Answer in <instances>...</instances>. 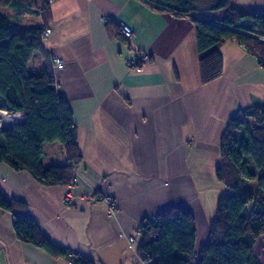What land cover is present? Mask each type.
<instances>
[{
  "label": "crops",
  "instance_id": "obj_1",
  "mask_svg": "<svg viewBox=\"0 0 264 264\" xmlns=\"http://www.w3.org/2000/svg\"><path fill=\"white\" fill-rule=\"evenodd\" d=\"M232 2L244 12L264 9V0ZM51 13L44 46L65 63L55 77L74 114L82 162L68 186L42 184L0 162V190L25 201V214L57 247L93 264H142L137 237L130 243L128 236L145 219L179 206L194 214L198 235L199 224L209 227L225 191L216 176L222 135L240 109L264 104V69L226 41L218 47L222 76L201 84L196 18L147 0H55ZM110 21L129 25L133 38L110 35ZM141 53L148 61L131 68ZM31 65L41 71L45 61ZM49 146L44 166L67 162L61 143ZM100 195L113 197V213ZM12 220L0 208V264H76L18 240ZM259 239L254 252L259 242L264 247ZM255 254L264 264L263 252Z\"/></svg>",
  "mask_w": 264,
  "mask_h": 264
},
{
  "label": "trees",
  "instance_id": "obj_2",
  "mask_svg": "<svg viewBox=\"0 0 264 264\" xmlns=\"http://www.w3.org/2000/svg\"><path fill=\"white\" fill-rule=\"evenodd\" d=\"M54 1L0 0V6L35 10L41 17L38 26L20 27L8 17L0 16V110L23 115L21 123L0 129V162L15 171L29 172L42 184L68 186L75 181L82 153L72 108L58 88L53 57L44 46L50 36L45 37V31L52 22ZM147 1L169 10L175 17L193 16L192 11L200 9L201 2ZM206 2L203 9L222 10V15L210 20L192 19L201 84L222 76L224 58L218 47L226 41L242 46L264 69V9L244 12L232 0ZM107 29L113 37L129 41L120 33L118 23L110 21ZM36 54L45 61L40 72L31 65ZM53 142L64 146L67 162L44 166L43 146ZM220 155L216 176L225 191L218 198L207 243L197 249L194 214L183 207H171L145 219L133 234L137 237L136 251L142 264H262L254 246L264 237V104L240 109L228 120ZM0 208L12 213V227L21 242L32 244L54 258L93 264L53 244L25 214L28 208L25 201L7 198L0 190Z\"/></svg>",
  "mask_w": 264,
  "mask_h": 264
},
{
  "label": "rangeland",
  "instance_id": "obj_3",
  "mask_svg": "<svg viewBox=\"0 0 264 264\" xmlns=\"http://www.w3.org/2000/svg\"><path fill=\"white\" fill-rule=\"evenodd\" d=\"M247 0H236V2H245ZM200 9H194L192 13L193 16L197 20H202L203 18H199L198 16H209L218 18L222 15V10H210V9H203L207 7L206 0H201L200 3H198ZM0 16H6L8 17L13 23L17 24L20 27H31V26H38L41 24L40 16L35 10H25L18 8L16 6H0ZM51 35V34H50ZM43 57L40 54H36V56L33 59V62L38 63V61L42 60ZM37 72H40V70H37ZM51 143H46L47 149L50 147ZM246 188H249L248 185H246ZM199 226V235L197 230V249H199L201 246L205 245L208 241V226L204 228L201 224ZM205 233V235L203 234ZM140 239V237H138ZM260 240V239H259ZM258 240V241H259ZM261 241V240H260ZM259 245L256 247L255 252L259 254V252H263V261H264V247Z\"/></svg>",
  "mask_w": 264,
  "mask_h": 264
},
{
  "label": "built area",
  "instance_id": "obj_4",
  "mask_svg": "<svg viewBox=\"0 0 264 264\" xmlns=\"http://www.w3.org/2000/svg\"><path fill=\"white\" fill-rule=\"evenodd\" d=\"M52 1V0H51ZM120 33L127 39L131 40L134 35L133 29L126 23H118ZM52 33V29L49 28L45 31V37H48ZM148 61V56L145 53H141L137 58L129 60L128 64L131 68L139 69L142 65L146 64ZM65 63L61 57H53V69H62L64 68ZM23 121V115L21 112H8L6 110H0V129H8L14 124L21 123ZM77 175V171H76ZM76 179V178H75ZM98 195V191H94ZM108 203L109 212L113 213L117 209V203L113 197L109 195H100ZM70 199L66 198V203H69ZM128 241L133 243L136 241L135 235H129ZM147 264V263H144Z\"/></svg>",
  "mask_w": 264,
  "mask_h": 264
},
{
  "label": "water",
  "instance_id": "obj_5",
  "mask_svg": "<svg viewBox=\"0 0 264 264\" xmlns=\"http://www.w3.org/2000/svg\"><path fill=\"white\" fill-rule=\"evenodd\" d=\"M3 130H5V129H3Z\"/></svg>",
  "mask_w": 264,
  "mask_h": 264
}]
</instances>
